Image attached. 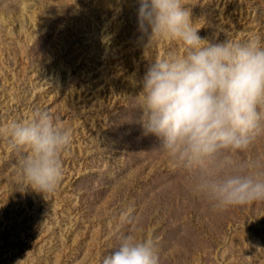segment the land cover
Instances as JSON below:
<instances>
[{"label":"rangeland","instance_id":"obj_1","mask_svg":"<svg viewBox=\"0 0 264 264\" xmlns=\"http://www.w3.org/2000/svg\"><path fill=\"white\" fill-rule=\"evenodd\" d=\"M184 3L198 34L211 43H264V0ZM139 7L140 0H0V264H63L68 240L74 246L82 235L88 243L74 264H102L121 237L102 233L112 230L109 218L98 216L94 225L82 219L80 194L91 183L92 161L112 156L150 170L163 160L169 169L168 177L159 175L142 190L119 193L133 199L127 210L141 211L130 233L143 238L152 232L160 264H242L238 249L264 233V202L213 207L169 157L160 159L158 140L145 135L143 78L155 60L182 55L184 48L160 40L147 47ZM37 109L49 111L72 138L62 155V182L45 196L20 188L17 166L28 150H14L8 135L13 122L30 120ZM244 154L264 166V132ZM92 183L98 189L102 181Z\"/></svg>","mask_w":264,"mask_h":264},{"label":"clouds","instance_id":"obj_2","mask_svg":"<svg viewBox=\"0 0 264 264\" xmlns=\"http://www.w3.org/2000/svg\"><path fill=\"white\" fill-rule=\"evenodd\" d=\"M138 23L147 47L178 42L182 55L155 60L143 78L141 124L192 190L217 209L264 202V166L236 159L264 132V43L258 39L211 43L201 37L184 0H140ZM9 143L27 149L18 163L21 189L54 193L63 178L70 132L46 110L13 122ZM134 223V210L124 214ZM152 232L126 234L102 264H160Z\"/></svg>","mask_w":264,"mask_h":264},{"label":"trees","instance_id":"obj_3","mask_svg":"<svg viewBox=\"0 0 264 264\" xmlns=\"http://www.w3.org/2000/svg\"><path fill=\"white\" fill-rule=\"evenodd\" d=\"M213 15L216 18V20H219L218 15H215V13H213ZM228 41L229 38H223L220 40V43H226ZM167 55H169V53ZM156 144L159 147L157 148V151L161 153V157L159 155L160 159L165 156H167L168 158V155L162 150L161 142L158 140ZM244 153H242V156H245ZM244 158L249 160H255L252 154H249L248 157L245 156ZM137 163L134 162L131 165L129 164L122 165L120 160L117 158L114 159L113 156L109 159H105V161L101 163H98L97 161L93 160L91 166L89 167L91 170V173L89 174L90 175L89 177L91 178V183L89 187L86 188V190L82 192L80 190L81 192L80 198L85 200L84 201L85 203H83L82 207H80V211H81L80 214H82V219L94 225L93 219L97 220L98 216L99 217L103 216L98 218L99 220H102L101 218H109L110 222L112 221L113 223L112 230L104 232V230L102 229V233L111 236L115 239H118L126 234H131L130 233L131 228L137 224L138 221L137 217L139 216V212H141V211H136V212L134 211L135 214L134 223L125 222L123 214L127 211V206L133 204L132 202L133 199H131L130 197L121 199L119 193L124 192L125 188L129 189L130 191H134L138 189L142 190L141 186L143 183H149V182L151 183L152 180L156 179V177L159 175H165V176L168 175L166 173V170L169 169L166 163L163 162V160L156 163L152 170L149 169V166H147L148 164L137 165ZM103 165H105L107 168V171L105 173L101 171ZM116 173L123 175L118 177ZM99 179H101L102 185L100 184L99 188L96 189L94 188L92 182ZM171 179L173 178L170 177V180ZM108 196L110 197L104 198ZM123 200L126 202L125 204H121ZM97 201L98 203L100 202L101 204L95 205ZM98 207L100 208L98 209ZM88 238H89L88 235H82L80 240H78V242H76L74 246L70 245L72 244L71 243L72 241L70 239L68 240V246H69L67 250L68 259L63 264H74L76 261L80 260L81 254L85 252V245L88 243ZM57 248H58V243L56 244V246H54V249ZM101 248L103 250H101ZM105 248L106 246L104 247L100 246L99 249L101 251L100 253L104 254ZM248 255H250V257L246 258ZM64 256H66V254H64L63 257ZM238 256H240L242 260L245 259V261H242V264H246V260H251L255 264L258 263L261 264L260 262L264 257V233L260 234L256 240H249V246L247 249L241 246L238 249ZM48 261L51 260L48 259Z\"/></svg>","mask_w":264,"mask_h":264}]
</instances>
